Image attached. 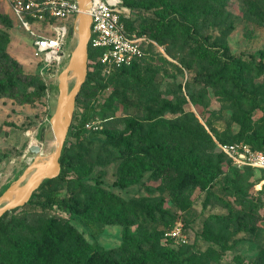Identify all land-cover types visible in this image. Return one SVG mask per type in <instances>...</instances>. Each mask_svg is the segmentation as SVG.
<instances>
[{
  "label": "rangeland",
  "instance_id": "rangeland-1",
  "mask_svg": "<svg viewBox=\"0 0 264 264\" xmlns=\"http://www.w3.org/2000/svg\"><path fill=\"white\" fill-rule=\"evenodd\" d=\"M127 2L132 5V13L127 23L131 29L127 30L124 24L126 32H146L144 36L149 42L143 43L142 55L135 65H128L119 83L110 82V75L102 72L81 91L75 128H79L87 110H92L88 124L93 126H85L86 139L75 145H71L69 133L67 153L83 183L57 182L46 189L55 190L62 199L79 196L78 201L70 204L78 214L75 217L68 211L20 209L9 214L14 222L13 232L24 239L33 255L49 250L46 264H74L57 262L63 252L53 246L47 235L53 229L65 238L67 226L81 236V246L88 253L106 251L119 264H127L130 254L123 246L127 231L136 234V239L147 238L144 248L149 249L157 241L161 246L166 244L164 234L182 222L189 241L182 250L192 264H264V170L239 163L238 157L222 149L229 144L263 153L251 147L249 138L264 133V112L252 110L247 103L238 109L232 104L238 95L234 87L213 84L207 78L219 69L220 62L235 59L250 70L248 90L264 105V71L259 70V65H264V0ZM150 5L155 7L148 9ZM0 12L10 21L6 25L0 21V63L7 62L8 55L9 63L29 76L22 78L24 82L40 90L42 82L37 75L43 67L30 34L14 22L1 1ZM171 20H178L181 25L173 24L172 35L162 38L164 24ZM180 26L191 29V36ZM4 34L9 36L7 43L3 42ZM91 64L97 66L98 62L92 59ZM43 78L48 90L41 102L29 105L17 99L0 98V196L32 162L29 146L20 153L24 136H28L29 143L34 140L32 146L42 144L48 136L59 81L58 77ZM115 91L117 97L110 100ZM164 101L179 103L182 112H167L160 118V138L174 152L191 153L204 164L211 161L217 165L222 174L212 184L201 185L193 178L178 185L173 172L159 170L156 156L150 153L147 144L135 140L128 149L125 144L115 142L120 136L130 135L127 126L130 120L143 122L146 132L153 122L148 121L146 107L158 108ZM173 125H178L182 134ZM133 158L145 159L152 169L141 176L135 170L133 178L138 176L137 182L120 187L117 183L123 168L132 166ZM97 186L123 201L152 206L156 209L154 217L138 211V218H132L130 225L83 222L81 217L93 213L95 218L107 207L108 200L101 202ZM206 224L225 237L228 249L205 239ZM64 248L68 246L65 244Z\"/></svg>",
  "mask_w": 264,
  "mask_h": 264
},
{
  "label": "trees",
  "instance_id": "trees-1",
  "mask_svg": "<svg viewBox=\"0 0 264 264\" xmlns=\"http://www.w3.org/2000/svg\"><path fill=\"white\" fill-rule=\"evenodd\" d=\"M122 2L123 7L128 8L132 13V5L127 2V0H122ZM153 7H155V5H150L148 9H153ZM130 16H121V22L123 25H127V30L131 29L127 24L130 20ZM0 21L4 23V25H6V22H10L9 17H5L2 12H0ZM173 24L181 25L178 20H171V22L164 24L165 29L161 34L162 38L172 35L170 27H172ZM180 27L181 30L186 31L187 36H191V29L185 28L184 26ZM127 33L130 35L136 33L139 36L147 35L146 32L140 30ZM4 36V39H1H3V42L7 43L9 41V36L7 34H4ZM161 37H159V39ZM100 56L101 52H94L89 49V74L88 79L82 88V92L88 86L90 80L98 79L99 75L101 76L103 68L100 64ZM5 57L7 58V62L0 63V98L17 99L19 102L29 105L41 102L45 97L46 90H48L46 84L47 80L44 79L39 72L37 76L41 79L42 87L40 90L34 88L25 83L22 79L23 77L27 78L29 76L23 74L17 66L11 65L9 63L10 57L8 55ZM92 59H96L98 62L97 66L91 64ZM135 63H137V60L132 64L135 65ZM127 67L128 66H124L113 71L108 80L110 82L119 83L121 76L127 72ZM259 70L261 72L264 71L263 64L259 65ZM207 78L210 83H220L223 87L229 85H231L232 88L234 87L238 95L234 97V100L232 99V104H236L238 109L241 108L242 104L247 103L252 107V110H261L264 112V105L260 103L257 95L248 90L249 83L247 80L250 78V70L237 60L228 59L225 60V62H222V64L220 62L219 69L213 74H210ZM117 95L116 91L113 92L110 96V100L116 98ZM228 95L230 96V93H228ZM146 109L148 121H153L148 130L145 132V125L143 122L130 120L127 123L130 135L120 136L115 140L116 143L125 144L128 149L132 148V142L135 140L141 142L142 145L147 144L150 153L156 156L155 163L159 167V170L165 173L173 172L178 179V185L183 183L186 179L193 178L201 185H210L218 175L222 174L221 170H217L218 166L211 161L204 164L202 160L191 153L181 154L179 150H175L174 152V150L167 145L166 140L160 138V131H158V128H161L162 126V120L160 118L167 112L173 114L182 112V106L179 103L174 104L170 101H164L158 108L147 106ZM91 111L92 110H87L83 113L82 123L79 128H75L78 113L75 115L74 124L70 130L69 141L71 145L81 143L86 139L87 130L85 129V126L91 121ZM173 127L177 128L179 133L182 134L181 132L183 130L179 128L178 125H173ZM184 133H187V131L184 130ZM249 141L252 144L251 147L253 149L258 151L261 150L264 154V133L257 135L255 138H249ZM26 147L27 139L24 137L20 146V153H22ZM68 150L69 148L66 143L60 160L62 170L59 177L44 182L40 189L34 193L30 202L20 209L33 212L42 210L68 211L76 217L78 212L70 204L78 201L80 199L79 196L62 199L55 190H46L57 182H70L79 185L83 183L80 179L79 171L72 165V158L68 155ZM131 154H133V152H131ZM132 161L134 163L132 166L126 165L123 168L122 176L117 183L118 186L125 188L136 183L138 176L136 179L133 178L135 170L140 172L141 176L143 172L152 169L151 165L143 158H133ZM213 170H217V172L215 173ZM96 191L98 192L101 202H106L108 200L109 203L107 202V207L100 211L95 218H92L93 213L81 217L83 222L87 224L89 222L93 223L89 225H94V223L106 224L110 222L130 225L132 218H138V211L154 217L156 209L152 206H138L134 203L123 201L113 193L107 194L103 188L98 186L96 187ZM20 209H17L12 213L17 212ZM9 214L10 213L6 214L0 220V242L2 244L0 245V264H46L48 262L50 251L45 249L42 251L41 255H33L32 249L26 244L24 239L13 232L14 222ZM66 228H68V231L66 232L65 238H61V234L55 233L53 229H50L47 232L53 246L63 252L62 257L56 259L57 262L64 260L72 261L74 264H119L114 257L109 255L106 251L95 250L91 253L85 251L81 246V236L78 235L77 231L73 227L67 226ZM204 236L208 241L221 244L225 250L229 247V243L225 237L221 234H217L209 224H206L205 226ZM146 240L147 238L145 237L136 239V234L134 233H129L128 231L125 233L123 246L130 254V260L127 264H192L189 258H185L184 250H182L186 244L176 246L172 241H166L167 243L161 246L157 241L154 245H151L149 249H145L144 245L146 244ZM65 244L68 246V249L64 248Z\"/></svg>",
  "mask_w": 264,
  "mask_h": 264
},
{
  "label": "built area",
  "instance_id": "built-area-1",
  "mask_svg": "<svg viewBox=\"0 0 264 264\" xmlns=\"http://www.w3.org/2000/svg\"><path fill=\"white\" fill-rule=\"evenodd\" d=\"M18 26L30 34L33 48L42 63L41 75L49 80L58 77L71 54L74 23L79 14L76 0H0ZM131 11L122 0H93L91 10L92 36L89 49L101 52L100 64L104 75L128 66L143 53L147 36L130 35L121 22V16ZM93 124H87L91 128ZM222 149L238 157V162L264 170V154L248 146L224 145ZM241 149V150H240ZM165 241L176 246L188 244L182 222L164 234Z\"/></svg>",
  "mask_w": 264,
  "mask_h": 264
},
{
  "label": "water",
  "instance_id": "water-1",
  "mask_svg": "<svg viewBox=\"0 0 264 264\" xmlns=\"http://www.w3.org/2000/svg\"><path fill=\"white\" fill-rule=\"evenodd\" d=\"M79 14L74 23L73 47L70 58L58 78V98L49 121V132L42 144L30 145L31 164L19 180L0 196V220L8 213L26 206L42 184L61 174V157L74 121L76 104L89 74V45L92 36L91 10L93 0H76ZM73 81V84L71 82ZM50 133L56 147L47 154Z\"/></svg>",
  "mask_w": 264,
  "mask_h": 264
},
{
  "label": "bare ground",
  "instance_id": "bare-ground-1",
  "mask_svg": "<svg viewBox=\"0 0 264 264\" xmlns=\"http://www.w3.org/2000/svg\"><path fill=\"white\" fill-rule=\"evenodd\" d=\"M71 84H73V81L71 82ZM55 147H56L55 137L52 133H50L49 138H48L47 154L52 155L54 150H55ZM31 161H32V159H31Z\"/></svg>",
  "mask_w": 264,
  "mask_h": 264
},
{
  "label": "crops",
  "instance_id": "crops-1",
  "mask_svg": "<svg viewBox=\"0 0 264 264\" xmlns=\"http://www.w3.org/2000/svg\"><path fill=\"white\" fill-rule=\"evenodd\" d=\"M26 134V133H25ZM27 139V147L30 146L32 144V141H34L33 139L31 140V143L28 142V136H24ZM26 147V148H27Z\"/></svg>",
  "mask_w": 264,
  "mask_h": 264
}]
</instances>
